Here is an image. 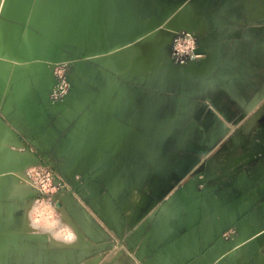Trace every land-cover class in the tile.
Listing matches in <instances>:
<instances>
[{"label": "crops", "instance_id": "0c3cea01", "mask_svg": "<svg viewBox=\"0 0 264 264\" xmlns=\"http://www.w3.org/2000/svg\"><path fill=\"white\" fill-rule=\"evenodd\" d=\"M245 2L250 13L247 22L264 14V0ZM233 8L228 5L221 13L235 12ZM195 17L200 29L202 23ZM221 18L224 21L216 20L220 30L228 20L227 15ZM255 21L242 28L236 23L230 26L233 33L220 31L212 36L202 45L210 60H203L199 65L202 69L197 64L188 70L196 72L180 71L179 88L168 82L157 88L154 83L146 89V96L136 85L138 80L114 84L107 72L83 60L80 76L84 85L73 83L66 101L53 107L48 100L52 82L47 75L37 74L43 73L37 63L16 68L1 106L7 129L4 133L11 142L13 135L20 143L18 149L23 148L41 165L63 174H80L73 179L66 177L73 188L64 198L57 230L67 226L75 232L77 228L87 244L58 245L49 243L43 234L23 230L33 205L25 204L30 195L18 198L2 184L0 264H264V151L253 155L251 133V126L264 112L260 111L264 108L261 86L256 90L251 87L252 78L264 74V25ZM65 56L69 51H63ZM205 63H209L207 68ZM202 81L208 84L203 86ZM253 92L260 96L256 101ZM205 104L215 109L216 120H205ZM253 109H258L254 115ZM237 110H243L242 118L237 117ZM179 119L183 124L217 127L207 138L215 159L202 177L164 197V207L160 208L161 199L151 197L150 189L156 188L157 178L167 182L168 174L185 171L184 155L178 150L173 160L174 156L167 157L162 150L158 153L156 144L150 143L152 136H141L137 128L158 123L168 137L171 125ZM112 125L114 134L110 135ZM222 125L233 127L221 132ZM236 125L244 126L243 135L237 133ZM189 139L185 133L179 136L181 144ZM146 142L144 166L139 160L125 164V154L131 151L132 158H138L139 147ZM109 158L114 166L107 169ZM256 158L263 160L253 169ZM140 169L145 177H131L127 187L122 179L102 180L99 184H115L109 197L99 194V198L81 199L74 193L79 184L88 183L89 174H138ZM194 189L195 194H191ZM124 190L130 192L126 201ZM82 201L98 205V216L81 209ZM109 204L119 208L108 210L105 206ZM145 208L147 213L142 216ZM243 228L246 230L241 231ZM243 245L251 258L239 251Z\"/></svg>", "mask_w": 264, "mask_h": 264}, {"label": "rangeland", "instance_id": "374dc122", "mask_svg": "<svg viewBox=\"0 0 264 264\" xmlns=\"http://www.w3.org/2000/svg\"><path fill=\"white\" fill-rule=\"evenodd\" d=\"M99 1L0 0V44H3L5 48V58L0 59V77L9 78V76L11 77V74L19 66L28 64L34 66L36 63L38 69L41 71L43 70V73L38 72L37 74L47 75L46 78L51 80L53 89L56 85V81L61 80L64 78V76H66L70 90L61 101L56 103V105L59 106L68 98L73 87V83L76 85H84V83L81 81V76L74 74V70L77 64L84 59L85 54H87L89 56L87 63L101 68L107 72L109 77H113L115 79L114 84L116 82L118 84L121 83L122 85L127 83L132 84L134 82L132 80H138L139 84L136 85L140 86L145 91L144 96H146V89L148 86H151L154 83L156 84L157 88L163 86V83L165 82L172 84L173 87L179 88L182 79L181 76L183 75L181 72H196L188 70H193L192 66L197 64V66H199L202 64L203 60H210V55L208 56L207 54H204V56H207V58H201L194 61L189 59L191 55L188 57L186 55V50L189 47L190 39L195 38L197 50L200 46L208 44L207 41L220 31L233 33L235 29H233V27L230 28V26H234L236 23L240 26V28H242L241 26H245L246 24L254 22L255 20L257 22L261 21V23L264 25V14L261 17L252 19L251 22H247V19L249 20L250 13L246 10V6L244 5L246 3L245 0H135L136 2L133 0L132 2L130 0H113L111 2L114 3L113 7L108 4L110 9L107 10V13L104 11L106 8H104V10L102 9L103 12L100 11L101 16H103L101 20L92 19L97 12V10H95L96 8H93V4L100 3ZM86 2H88V4ZM133 3L137 4L134 5ZM88 5H90V10H87L89 9ZM125 5L126 8L133 6L131 7L132 10L136 8L135 11L133 10L135 15L133 13H129L132 18L133 16H136L135 19L138 18V20L140 16H145L144 20H146V18L148 20L149 18V22L140 20L141 23H144V27L149 26V28H140V26H142L140 22H138V20H134L135 22L132 21L130 24L133 26L135 25L136 27L134 26L131 29H126V32L125 29L122 28V25L124 24L123 22H116L115 20L113 21L112 19H114L113 17L116 15V12L121 11V13H123L122 11L124 10ZM228 5L232 6V8L234 7L233 9H235V12L228 14L221 13V9ZM85 6L87 9H84ZM121 6L123 7V10L120 8ZM116 7L118 8V11L115 9ZM137 9L140 12H138V14L136 12ZM179 9L181 10L179 11ZM113 11H115V13H113ZM111 14L113 17L110 16ZM195 14L198 20L202 23L200 29H198L199 26L198 21L195 19ZM78 15L80 16L77 17ZM226 15V20L228 19L227 24H225L224 29L220 30L217 25V21L218 19H221L220 21H224V19L221 17ZM83 17L84 20H82ZM153 17L159 19L160 24L153 26ZM178 22H180V24ZM203 24L204 27H202ZM156 27L158 28L156 29ZM104 29L106 31H104ZM86 30H88V32ZM170 30H173L171 32V38H173L172 41L171 38L168 39V35L166 34ZM143 33L147 35L148 38ZM175 35L177 36L175 37ZM188 35L191 36V38L187 37ZM160 38H162V42L160 41ZM169 40L171 43L168 45L167 43L170 42ZM163 46L166 47V49L163 48ZM213 47L214 46H211V48ZM208 48L210 49V45H208ZM163 49L165 51H163ZM63 51H69V56L62 57ZM157 53L158 55L156 57L160 55V58L158 57L159 61L156 60L157 58H155ZM163 55H167V57L170 56L169 60L171 61L168 60L167 62L166 57H163ZM137 56L139 58H135ZM154 58L156 60L155 64L153 61ZM149 60L152 61L148 63ZM208 66L209 63H205L204 67L207 68ZM184 68H188L187 71L181 70ZM199 68L202 69L200 66ZM69 76H72V79H70ZM229 80L233 81L234 79L229 78ZM202 82L203 86L208 84L206 81ZM47 85L48 83L46 81L44 87ZM260 86L262 89L261 95L263 97L261 106H264V74L252 78V90H256V88ZM52 92L49 94L50 99ZM214 96H219V94H214L213 97ZM252 98L253 101H256L260 98V96L257 94V92H253ZM209 107L210 106H207V104L204 106L203 115L205 116V120H216L217 118L215 115V109ZM263 109L264 108H262L260 111ZM257 111L258 109H253V115ZM236 114L238 118H242L244 116L243 110H237ZM2 121L5 122L3 120L2 109L0 108V185H6L8 190L13 192V194L18 198H27L29 195L35 193V198H32V200L28 199L25 202L26 205H30V202H32V207L36 201L41 199L51 201L55 207L59 220L61 218L60 211L64 208V198L69 196V190L73 188L72 184L67 181L66 177L69 176L71 179H73L80 174H63L50 166L41 165L39 162L33 163L36 161V159L30 154H24L26 152L23 150V148L20 147L18 149L20 143L14 140L15 138L13 135L12 142L8 139V135H6L7 133H4L7 129ZM182 122L183 121L179 119L178 124L171 125L172 131L169 133L170 135L168 137L164 136L163 128L159 126L158 123L155 126L140 124L137 128L141 136H144L145 138L149 135L150 137L152 136L150 143L156 144V151L158 153L162 150L164 151L163 153L167 155V157L169 155L174 156L172 157L173 160L176 159V156H178L176 153L178 150L182 151V154L184 155L182 156V159L184 163H186L185 171L182 173L168 174L171 184H169V180L166 182L157 178L155 182L156 188H154V191L150 189L149 195L151 197H159L161 199L158 201L160 206H157L160 208L164 207V197L171 194L175 195L179 192L181 185L184 186V184H189L191 180L202 177L210 168V165L215 159V157L212 156L213 148L209 147L210 145H207V142L210 144V141L207 138L217 132V127L213 124L196 125L191 123L183 124ZM60 127L62 129L64 128L62 124H60ZM114 127L115 126H110L108 128L110 135L113 133L112 130ZM219 127L220 131L224 132L228 128L231 129L233 126L222 125ZM235 127L237 133L243 135L245 132L244 126L236 125ZM251 127L252 153L253 155H257L259 153H263L264 151V112L261 118L257 117L256 122ZM183 133L187 134L190 139L188 142L181 144L179 141V136ZM198 140H200V142H198ZM147 144L148 143L146 142L145 145L139 147L138 158H132L131 151L126 153L125 164L131 161L139 160L140 164L144 166L148 159ZM73 159L74 157L71 158L70 161L73 162ZM157 159L158 157H156V160ZM242 159L240 158V160ZM262 160V158H256L254 160L256 166L253 164L251 165L252 168L255 169L257 166H259V163ZM106 162L107 169H110L112 166H114V162L111 158L107 159ZM127 167L128 166L125 165L124 169L127 170ZM31 168L43 169L51 174L52 185L56 188L55 193H43L35 187L34 180L26 175L27 170ZM89 175L90 179L88 183L79 184V189L77 191L75 190L74 192L76 196L81 199H84V197L88 199H91V197L99 198L100 195L108 197L111 196L110 192L114 193L115 190H112V187L115 184H99L103 182L102 180L111 182L115 179H122L125 183L124 186L127 187L131 177L134 178L138 176L142 179L146 174H144L140 169L138 174H131L127 171L121 174H116L115 172L109 171L105 173ZM92 175L93 179L91 178ZM163 175L164 174H160V176ZM124 191L125 194L122 195V198L126 201L130 195V192H128L129 190ZM193 191L194 192H191V194H195V189ZM105 192H107V194L104 195ZM138 196L140 197V195ZM0 198H4L3 194L0 196ZM82 202L83 204L79 205L81 209H85V211L88 213H93L98 216V205L92 207L85 203V201ZM18 207L19 206H16V208ZM105 207L108 210L110 208H119V206L110 204ZM121 207L123 209L122 205ZM26 209L28 210V208ZM126 209H129V206L126 207ZM119 211L121 212L120 209ZM123 212H125L124 209ZM146 213L147 208L142 211V216ZM22 229L28 233H33V230L29 227L27 219H25V226ZM75 233L77 235V240L75 243H73V245L82 246L87 244L77 228L75 229ZM39 235L41 236V234ZM43 235L47 237L46 240H49L48 234L45 233ZM81 238L84 240V243L80 242ZM54 243L56 242L54 241ZM57 244L64 245L59 243Z\"/></svg>", "mask_w": 264, "mask_h": 264}, {"label": "clouds", "instance_id": "9594fccd", "mask_svg": "<svg viewBox=\"0 0 264 264\" xmlns=\"http://www.w3.org/2000/svg\"><path fill=\"white\" fill-rule=\"evenodd\" d=\"M189 47L192 49L193 55L190 60H199L201 56L195 52L197 47L195 38L190 39ZM35 182V187L43 193H55L56 188L53 187L51 174L43 169L31 168L26 172ZM58 215L54 205L49 200L41 199L36 201L28 214L29 227L34 234H48L49 243L55 241L59 244L71 245L76 242L77 235L70 227H64L57 230Z\"/></svg>", "mask_w": 264, "mask_h": 264}, {"label": "bare ground", "instance_id": "6f19581e", "mask_svg": "<svg viewBox=\"0 0 264 264\" xmlns=\"http://www.w3.org/2000/svg\"><path fill=\"white\" fill-rule=\"evenodd\" d=\"M88 1H90V0H88ZM97 1H99V0H97ZM112 1H113V0H100V1H99L100 3H94V4H93V8H96L95 10H97V12H96V13L94 12L96 15L94 14V15H95L94 18H92V17H91V18H92V19H100V20H101V18H103V16H101L100 11L103 12L102 9L104 10V8H106V10H104V11H105V13H107V10L110 9L109 7H110V6L113 7V4H114V3H111ZM130 1L132 2V0H130ZM133 1H135V0H133ZM135 2H136V1H135ZM86 3L88 4V2H86ZM95 4H96V5H95ZM97 4H98V5H97ZM108 4H109L110 6H109ZM133 4H134V3H133ZM136 4H137V3H135L134 5H136ZM138 4H139V3H138ZM83 5H86V4H83ZM91 5H92V4H91ZM89 6H90V5H88V8H89ZM128 6H129V4H128ZM130 6H131V5H130ZM79 7H80V6H79ZM91 7H92V6H91ZM114 7H115V6H114ZM117 7H118V6H117ZM117 7H116L115 9L118 11V8H117ZM131 7H133V6H131ZM131 7H130V8H131ZM80 8H81V7H80ZM82 8H84V7H82ZM120 8H122V10H123V7H122V6H121ZM130 8H129V7L126 8V5H125V8H124L125 11L123 10V11H122L123 13H121V11H118V12H116V15L113 17L112 14L115 13V11H113V13L110 15V16H112V17L114 18V19H112L113 21L115 20L116 22H123V23H124V24L122 25V26H123L122 28L125 29V31H126V29H131V28H133V27L135 26V25L133 26V25L130 24V23H132V21H134V20H138V18L135 19L136 16H135V17L133 16V14H134V13H133V10L135 11L136 8L133 9V10H132V8H131V9H130ZM84 9H87L86 6H85ZM112 9H113V8H112ZM79 10H80V9H79ZM87 10H90V8L87 9ZM95 10H94V11H95ZM82 12H83V11H82ZM84 12H85V11H84ZM91 12L93 13L92 10H91ZM109 12H111V11H109ZM136 12H137V14H138V12H139L138 9L136 10ZM136 12H135V13H136ZM142 12H143V11H142ZM142 12H141V14H142ZM88 13H89V11H88ZM129 13H133V14H132L133 18L131 17V15H130ZM139 13H140V12H139ZM143 13H144V12H143ZM77 14H78V13H77ZM90 14H91V13H90ZM90 14H89V16H90ZM108 14H109V13H108ZM118 14H119V15H118ZM137 14H136V15H137ZM80 15H81V14H80ZM80 15H78L77 17H79ZM117 15H118V16H117ZM134 15H135V14H134ZM139 15H140V14H139ZM143 15H145V14H143ZM187 15H189V14H187ZM91 16H92V15H91ZM85 17H86V15H85ZM106 17H107V15H106ZM138 17H139V16H138ZM140 17L143 18V19H141ZM140 17H139V20H138V22H140V24L142 25V26H140V28H144V29H146L147 27L149 28V26L144 27V26H145L144 23H143V22L141 23V21H140V20H144V17H145V16H140ZM178 17H179V16H178ZM104 18H105V17H104ZM76 19H77V18H76ZM92 19H91V21H92ZM109 19H110V18H109ZM79 20H80V19H79ZM82 20H84V17H83ZM82 20H81V21H82ZM87 20H88V19H87ZM87 20H86V21H87ZM103 20H104V19H103ZM103 20H102V21H103ZM148 20H149V18H148ZM148 20H147V18H146V20H144V21H148ZM179 20H180V19H179ZM97 21H98V20H97ZM104 21H105V20H104ZM181 21H182V20H181ZM192 21H193V19H192ZM94 22H95V21H94ZM109 22H110V21H109ZM127 22H129V23H127ZM134 22H135V21H134ZM148 22H149V21H148ZM77 23H79V22H77ZM77 23H76V24H77ZM96 23H97V22H96ZM99 23H100V22H99ZM111 23H112V22H111ZM125 23H126V24H125ZM136 23H137V22H136ZM172 23H174V22H172ZM178 23L180 24V22H178ZM182 23H183V22H182ZM87 24H88V23H87ZM112 24H113V23H112ZM116 24H117V23H116ZM157 24H160V23H159V19H157L156 17H155V18L153 17V18H152V25H153V26H156ZM176 24H177V22H176ZM184 24H185V22H184ZM184 24H183V25H184ZM119 25H120V24H119ZM136 25H139V24H136ZM147 25H148V24H147ZM173 25H174V24H173ZM183 25H182V26H183ZM77 26H78V25H77ZM82 26H83V25H82ZM92 26H93V25H92ZM95 26H96V25H95ZM99 26H100V25H99ZM169 26H170V25H169ZM100 27H101V26H100ZM135 27H136V26H135ZM138 27H139V26H138ZM104 28H105V27H104ZM150 28H151V27H150ZM154 28H155V27H154ZM157 28H158V27H156V29H157ZM163 28H164V27H163ZM177 28H178V26H177ZM185 28H186V27H185ZM134 29H135V28H134ZM179 29H180V28H179ZM179 29H178V30H179ZM137 30H138V28H137ZM173 30H174V29H173ZM173 30H172V31H173ZM86 31L88 32V30H86ZM104 31H106V30L104 29ZM132 31H133V30H132ZM147 31H148V30H147ZM172 31L170 30V31H168V32L166 33V34L168 35V39L172 37V36H171V34H172L171 32H172ZM89 32H90V31H89ZM102 32H103V31H102ZM126 32H127V31H126ZM130 32H131V31H130ZM149 32H150V31H149ZM151 32H152V31H151ZM154 32H155V31H154ZM80 33H81V32H80ZM83 33H84V30H83ZM123 33H124V32H123ZM144 33H146V32H144ZM144 33H143V34H144ZM152 33H153V32H152ZM162 33H163V32H162ZM146 34H147V33H146ZM149 34H150V33H149ZM149 34H148V35H149ZM177 34H178V33H177ZM80 35H81V34H80ZM101 35H102V34H101ZM144 35H145V34H144ZM151 35H152V34H151ZM153 35H154V34H153ZM155 35H156V33H155ZM157 35H158V34H157ZM140 36H141V35H140ZM145 36L147 37V35H145ZM175 36H176V35H175ZM86 37H87V36H86ZM150 37H151V36H150ZM150 37H149V38H150ZM155 37H156V36H155ZM173 37H174V35H173ZM92 38H93V37H92ZM97 38H98V37H97ZM135 38H137V37H135ZM147 38H148V37H147ZM145 39H146V38H145ZM160 39H161L160 41L162 42V38H160ZM172 39H173V38H171V41H172ZM133 40H134V39H133ZM143 40H144V39H143ZM152 40H153V39H152ZM149 41H150V39H149ZM163 41H164V40H163ZM169 41H170V40H169ZM171 41L168 42L167 44L169 45V43H171ZM174 41H175V40H174ZM165 42H166V41H165ZM151 43H152V41H151ZM152 47H153V46H152ZM163 48L166 49V47H164V46H163ZM150 50H151V49H150ZM167 50H168V48H167ZM92 51H93V49H92ZM147 51H148V50H147ZM163 51H165V50L163 49ZM137 52H139V51H137ZM168 52H169V51H168ZM121 54H122V53H121ZM128 54H129V53H128ZM152 54H153V53H152ZM157 55H158V53L155 55V58H157L156 60H158V57L160 56V55H159L158 57H156ZM163 57H166V60H167V62H168L170 56L167 57V55H165V56L163 55ZM163 57H162V58H163ZM121 58H122V57H121ZM135 58H139V57L137 56V57H135ZM155 58L153 59L154 64H155V61H156ZM159 58H160V57H159ZM130 59H131V58H130ZM150 59H151V58H150ZM163 60H165V59H163ZM166 60H165V61H166ZM139 61H140V60H139ZM150 61H152V60H149L148 63H149ZM158 61H159V60H158ZM160 61H161V60H160ZM165 61H164V62H165ZM169 61H171V60H169ZM134 62H135V61H134ZM162 62H163V61H162ZM137 64H138V63H137ZM158 64H159V63H158ZM170 64H171V63H170ZM151 66H153V65H151ZM145 68H146V67H145Z\"/></svg>", "mask_w": 264, "mask_h": 264}, {"label": "water", "instance_id": "95a60500", "mask_svg": "<svg viewBox=\"0 0 264 264\" xmlns=\"http://www.w3.org/2000/svg\"><path fill=\"white\" fill-rule=\"evenodd\" d=\"M172 46H173V44H172ZM172 46H171V48H172ZM195 52L197 54H199V55H204L205 54V47L200 46L197 50H195ZM4 54H5L4 45L3 44H0V59H4L5 58V55ZM83 60H87L88 61L89 60V56L87 54H85ZM83 60L80 63L77 64V66H76V68L74 70V74H77V75L80 76V68H81V65L84 63ZM69 77H70V79H72V76H69ZM9 84H10V76H9V78L0 77V108L3 105V101H4L5 96H6L7 92H8V90H9ZM52 91H53V86H52L51 92ZM48 100H49V103L53 107L57 106L56 103H54L50 98ZM24 154H28V153H24ZM35 159H36V161L33 162V163L38 162L37 158H35ZM35 197H36V194L35 193L34 194H31L30 197H29V200H32V198H35ZM244 230H246V228H243L241 231H244ZM238 249H239V251H241V252H243L245 254V257L246 258H248V259L251 258V254L246 250V245L240 246Z\"/></svg>", "mask_w": 264, "mask_h": 264}, {"label": "built area", "instance_id": "2783aa9c", "mask_svg": "<svg viewBox=\"0 0 264 264\" xmlns=\"http://www.w3.org/2000/svg\"><path fill=\"white\" fill-rule=\"evenodd\" d=\"M187 37L191 38V36L189 35ZM192 54H193L192 49L188 47V49L186 50V55L189 57V55H192ZM69 90L70 88L67 82V78L66 76H64V78H62L61 80L56 81V85L51 94V100L54 103L61 101L68 94Z\"/></svg>", "mask_w": 264, "mask_h": 264}]
</instances>
